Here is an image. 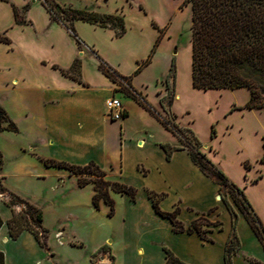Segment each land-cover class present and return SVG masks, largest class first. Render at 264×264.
<instances>
[{"label": "crops", "instance_id": "crops-1", "mask_svg": "<svg viewBox=\"0 0 264 264\" xmlns=\"http://www.w3.org/2000/svg\"><path fill=\"white\" fill-rule=\"evenodd\" d=\"M58 1L101 13H119L125 18L127 31L117 37L111 28L75 20L84 42L80 47L42 0H0V33L9 38V42L0 41V105L18 127L17 131L0 132L4 185L16 193L19 184L12 178L36 180L44 196L29 200L45 210L43 223L51 230L50 238L64 239L68 264H166V249L188 264H226L234 215L219 196V184L199 168L187 149L175 150L167 158L161 144L180 145L178 137L133 97L118 90V84L100 67L103 59L121 75H132V85L165 115L161 105L167 91L164 81L178 51L161 45L153 60L134 74L150 45L141 54L140 38L131 40L126 14L129 0ZM14 6L26 19L24 23L16 21ZM76 59L81 60L78 78L64 73ZM176 88L172 106L176 120L196 132L190 110L178 109L183 98L179 72ZM113 95L122 99L128 113L121 120L107 115L106 100ZM244 103L237 101L230 106L235 109L226 116L229 135L236 128L241 132V112L243 117L257 116L264 109L236 108ZM235 116H239L238 124ZM198 137L204 147H216L208 156L244 190L264 227V162L258 159L241 172V144L229 151L217 136ZM261 141L263 155L264 131ZM46 159L78 165L95 161L108 179L135 187L136 197L111 191L115 213L110 216L107 202L101 201L100 208L94 205L93 183L80 186L69 169L47 165ZM151 191L158 194L162 211L178 209L177 219L186 228L199 217H207L212 224L201 227L206 239L197 230H176L173 222L156 210ZM228 199L238 215L235 235L239 247L233 264H264V241L233 199ZM0 212L4 220L0 249L6 264H42L46 249L35 235L24 230L16 239L11 238L7 221L13 210L2 204ZM104 245L106 249H101Z\"/></svg>", "mask_w": 264, "mask_h": 264}, {"label": "trees", "instance_id": "trees-1", "mask_svg": "<svg viewBox=\"0 0 264 264\" xmlns=\"http://www.w3.org/2000/svg\"><path fill=\"white\" fill-rule=\"evenodd\" d=\"M8 1V0H7ZM191 4V45H192V84L200 90L211 89H241L246 88L251 92L249 101L240 108H264V0H185ZM42 3L50 12L51 16L65 25L76 37L80 47L84 42L79 37L75 26V20H82L105 28H111L115 35L120 37L127 31L126 21L119 13H101L98 11L66 6L58 0H42ZM30 2L25 5L28 9ZM16 21L24 23L26 19L20 15L14 6ZM156 27L158 25L154 23ZM163 31V29H162ZM0 41L9 42V38L0 33ZM159 39L153 46L149 56L143 60L134 74H137L144 66L152 61ZM81 60L76 59L73 66L64 73L78 78ZM100 67L105 74L118 84V90L125 95L133 97L139 104L144 106L151 114L157 117L161 123L173 132L179 139L180 145L162 143L167 158L178 149H187L192 160L209 177L219 184V193L234 215L233 232L227 244L225 261L233 264V255L237 252L239 243L236 240L235 228L238 215L234 211L228 197L230 196L239 210L252 224L260 238L264 241V227L242 188L233 183L226 173L217 165L202 149L204 145L193 128L182 126L177 122V115L173 113L172 106L176 97L177 63L173 57L169 74L165 79L166 93L161 97V105L165 111L162 115L146 99L145 95L137 90L131 83V76L118 73L106 61L101 59ZM128 113L126 111L125 116ZM5 130L17 131L15 121L10 117L7 110L0 105V132ZM211 136H216V128L212 125ZM264 162V153L260 158ZM47 165L61 166L69 169L70 173L76 175L80 186L93 183L95 194L93 203L100 208L101 201L110 205L109 215L115 213V200L111 191L126 193L135 198L137 189L128 184L112 181L107 178V172L95 161L85 165L71 164L64 161L46 159ZM246 169L251 168L250 162H245ZM4 157L0 150V193L6 192L10 196L9 206L23 205L20 212L13 209V215L7 224L11 238L16 239L24 230L31 231L39 244L46 250L48 245L49 230L44 226L43 210L32 203L29 199L9 190L4 185L3 175ZM87 175H95L92 179ZM153 199L156 210L168 217L178 231L197 230L206 239L201 227L211 225L212 222L205 216L199 217L186 228L177 219L178 209L173 212H164L159 207L158 194L149 192ZM26 209V210H25ZM33 222V223H32ZM4 224L0 212V229ZM106 249V245L101 247ZM166 264H188L178 258L171 250L166 249ZM53 254V252H52ZM0 264H6L5 253L0 249Z\"/></svg>", "mask_w": 264, "mask_h": 264}, {"label": "rangeland", "instance_id": "rangeland-1", "mask_svg": "<svg viewBox=\"0 0 264 264\" xmlns=\"http://www.w3.org/2000/svg\"><path fill=\"white\" fill-rule=\"evenodd\" d=\"M129 3L131 5L127 9L126 14L128 28L133 33L131 40L136 41L140 38L139 45H142L140 48L141 54L146 51L147 45H150L144 60L149 56L158 39L159 43L153 58L161 45H164V48L167 47L166 49L172 47L174 51H178V54L173 56L176 57L177 74L179 72L180 75V92L183 95L178 104V109L190 110L194 118L197 135L205 138L211 136L212 125H214L218 138L217 141L226 150L232 151V149L237 148L241 144V172L245 167V162H250L251 166L256 164L257 160H260L262 156L263 144L261 133L264 131V109L259 110L257 116L245 115L243 117L242 113L244 112H241V132L236 128L231 135L227 133L228 122L226 116L229 110L235 109L234 106L232 107L233 109L230 106L234 102L241 101V103H245L236 108L241 110L246 109L240 107H243L249 101V90L246 88L236 90L226 89L224 92H221L217 89L205 91L192 88L191 4L186 3L185 0H129ZM238 118L239 116H235L234 118L236 124L240 122ZM202 149L211 154L216 152V147L211 144H208L206 147L203 145ZM87 176L92 179L95 178V175ZM12 180L16 184H19V187H17L19 188V192H16L19 195L27 199H38L39 196H44V193H40L38 190V183L35 182V179L26 178L19 180L12 178ZM2 194L3 197H0V207L2 204L7 205L10 201L8 193L3 192ZM7 206L16 212H20L24 208L23 205ZM44 212L45 210L43 209ZM46 228L49 230L48 227ZM50 236L51 230H49L48 245L50 250L55 252V255L50 256L45 250L42 264H68L67 248L62 244L64 243V239L54 235L50 238ZM2 240L0 238V243H3ZM82 246L85 247L84 244ZM94 260L97 261L98 257H95ZM80 263L82 264V262Z\"/></svg>", "mask_w": 264, "mask_h": 264}, {"label": "built area", "instance_id": "built-area-1", "mask_svg": "<svg viewBox=\"0 0 264 264\" xmlns=\"http://www.w3.org/2000/svg\"><path fill=\"white\" fill-rule=\"evenodd\" d=\"M107 115L112 120H121L126 113L123 101L120 97L113 95L106 100ZM220 196V195H219ZM0 197H3V194L0 193Z\"/></svg>", "mask_w": 264, "mask_h": 264}]
</instances>
